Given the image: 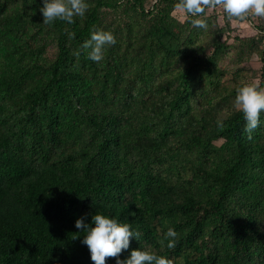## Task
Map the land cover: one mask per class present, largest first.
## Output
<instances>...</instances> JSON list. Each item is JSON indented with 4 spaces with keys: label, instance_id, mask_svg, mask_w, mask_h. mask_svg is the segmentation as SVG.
<instances>
[{
    "label": "trees",
    "instance_id": "obj_1",
    "mask_svg": "<svg viewBox=\"0 0 264 264\" xmlns=\"http://www.w3.org/2000/svg\"><path fill=\"white\" fill-rule=\"evenodd\" d=\"M146 1L87 0L72 23H44L43 0H0V264H94L75 221L97 212L141 233L120 259L142 247L172 264H264V110L251 134L239 108L217 113L240 87L221 85L224 29ZM93 30L116 37L99 62L81 47ZM200 34L208 44L191 43ZM177 56L175 79H156Z\"/></svg>",
    "mask_w": 264,
    "mask_h": 264
},
{
    "label": "clouds",
    "instance_id": "obj_2",
    "mask_svg": "<svg viewBox=\"0 0 264 264\" xmlns=\"http://www.w3.org/2000/svg\"><path fill=\"white\" fill-rule=\"evenodd\" d=\"M219 4L229 16L243 18L249 14L264 16V0H180L177 7L182 9L198 27H207L206 20L199 14L205 13L208 7H216ZM87 0H43L39 10L44 23H51L55 19L66 20L72 23L74 17L83 16L88 9ZM115 35L106 30H93L81 47L90 49L88 56L94 61H101L105 51V45L114 44ZM79 55V52L76 53ZM235 104L242 111L246 121L245 129L251 134L252 130L260 125L261 110H264V86L259 79L242 84L237 89ZM223 127V121H218ZM76 228L84 230L82 242L87 245L90 258L94 264H107L106 257H116V264H172V261L147 248H131L129 254L120 259L119 254L124 249H129L130 239L139 240L140 231L132 229L127 222H121L116 217L97 212L92 215L91 222H86L82 217L75 221ZM166 235L167 247L173 248L176 244L177 232L169 228Z\"/></svg>",
    "mask_w": 264,
    "mask_h": 264
},
{
    "label": "rangeland",
    "instance_id": "obj_3",
    "mask_svg": "<svg viewBox=\"0 0 264 264\" xmlns=\"http://www.w3.org/2000/svg\"><path fill=\"white\" fill-rule=\"evenodd\" d=\"M155 0H147L146 6L153 4ZM172 15L180 21H184L188 15L180 8L175 7L172 11ZM210 20H212L211 29L213 33L219 32V28H223L224 32L222 33L221 40L227 38V44H229L222 52L221 56L217 59L216 64L220 73L221 85L228 83L242 84L251 83L257 79L262 83L261 86H264V77L262 76V69L264 63L262 62V56L259 53V49L264 48V32L258 30L256 26L264 28V16H256L254 14H249L243 18L240 17H229L223 10L222 6L217 4L216 7H208L205 9L203 15ZM228 33L233 35L234 33H240L244 36L255 35V45L256 47H250L244 50H239L234 41L231 39V36L228 38ZM209 37L204 34L196 35L191 41L192 44H208ZM53 46L48 50V55H52ZM212 49L208 47L207 51ZM184 63L183 57H173L168 58L161 66L157 67L155 71L156 79H159L163 75L169 76V80H174L180 66ZM133 64H127L125 69L122 72V83H125L127 90L134 91L136 82L131 74V69ZM160 80H157V82ZM204 82H202V85ZM134 87V88H133ZM195 88H199L198 85H195ZM194 105H200L198 103L206 106V97L196 96L194 100ZM228 103L230 106L224 105L223 108H217V113L223 114L228 111L231 106L235 104V99L231 97L228 98ZM217 143H220L218 141Z\"/></svg>",
    "mask_w": 264,
    "mask_h": 264
}]
</instances>
